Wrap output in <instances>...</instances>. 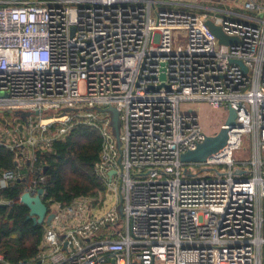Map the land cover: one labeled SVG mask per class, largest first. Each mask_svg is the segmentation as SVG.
<instances>
[{
  "label": "built area",
  "instance_id": "2783aa9c",
  "mask_svg": "<svg viewBox=\"0 0 264 264\" xmlns=\"http://www.w3.org/2000/svg\"><path fill=\"white\" fill-rule=\"evenodd\" d=\"M214 1L225 4L0 0V115L39 112L0 123L16 165L0 190L34 174L24 193L42 189L54 214L37 259L16 264H262L264 0H231L232 9ZM208 21L236 42L220 44ZM204 105L223 114L211 134ZM229 109L226 144L204 162H182L227 128ZM79 126L101 139L94 172L106 191L66 207L44 201L36 152ZM12 129L16 141L4 144ZM106 197L115 205L97 213ZM0 205H10L1 193ZM0 264L11 263L0 254Z\"/></svg>",
  "mask_w": 264,
  "mask_h": 264
},
{
  "label": "trees",
  "instance_id": "16d2710c",
  "mask_svg": "<svg viewBox=\"0 0 264 264\" xmlns=\"http://www.w3.org/2000/svg\"><path fill=\"white\" fill-rule=\"evenodd\" d=\"M5 115H0V123H5L8 117ZM100 150L99 135L88 127L79 126L63 141L53 142L49 152H36L35 165L43 168L42 175L46 177L42 185L44 201L51 200L66 207L78 197L103 196L105 186L94 172ZM15 170L14 152L0 144V177L4 172ZM34 177L29 174L22 180L15 178L0 190L4 200L10 202L8 206L0 205V254L11 264L36 260L43 239L46 225H34L27 220L28 209L19 202Z\"/></svg>",
  "mask_w": 264,
  "mask_h": 264
},
{
  "label": "water",
  "instance_id": "95a60500",
  "mask_svg": "<svg viewBox=\"0 0 264 264\" xmlns=\"http://www.w3.org/2000/svg\"><path fill=\"white\" fill-rule=\"evenodd\" d=\"M208 29L215 36L217 41L223 45H231L236 42L235 38L226 36L222 30L215 26L211 21L206 23ZM241 69L246 72V68L241 62H237ZM161 81L164 80V74L159 76ZM111 117V127L115 138L118 140L120 122L118 118V112L114 108L106 110ZM10 114V112H6ZM39 112L25 113V117L38 116ZM23 121V120H22ZM25 122V121H23ZM235 126V112L232 109L228 110V118L225 122V127L221 128L215 135L206 136L202 143L198 144L195 149L185 152L180 156V160L184 163H201L204 162L209 156L220 150L227 141L228 128ZM114 171L109 172V176H112ZM43 190H38L35 196H30L28 193H23L19 202L28 209L27 220H31L34 225L50 226L51 221L54 219V214L51 213L47 205L40 198Z\"/></svg>",
  "mask_w": 264,
  "mask_h": 264
},
{
  "label": "rangeland",
  "instance_id": "374dc122",
  "mask_svg": "<svg viewBox=\"0 0 264 264\" xmlns=\"http://www.w3.org/2000/svg\"><path fill=\"white\" fill-rule=\"evenodd\" d=\"M25 113L24 111H14V112H10V114H6L5 116H8V118L12 119V120H17L19 119L20 121H27V118L25 117ZM198 113L200 114V123L202 124V126H206L207 129V133H210L211 131L217 130V124L218 122L222 119V115L221 113H216L213 110H211L208 106L204 105L200 107V110H198ZM206 117H209V119H206ZM5 118V121H8ZM22 121V122H23ZM12 126V125H11ZM7 129H10V126L6 127ZM10 134L7 135L8 137H2L3 141L5 142L4 144L7 145H13V143L16 141V135L14 134L13 129L10 130ZM211 134V133H210ZM49 152V151H47ZM246 155L244 154V152H240L239 157H245ZM106 199V203L103 205L102 208L98 209L97 213H105L106 211L109 210V208H112L115 205V201L113 198H105ZM117 209L119 211V206H117Z\"/></svg>",
  "mask_w": 264,
  "mask_h": 264
},
{
  "label": "crops",
  "instance_id": "0c3cea01",
  "mask_svg": "<svg viewBox=\"0 0 264 264\" xmlns=\"http://www.w3.org/2000/svg\"><path fill=\"white\" fill-rule=\"evenodd\" d=\"M219 1H220V0H219ZM216 2H217V1L210 2L209 4L214 5V6L218 7V8H221V9H232L233 6H234V5H233L234 2L231 3V0H224V3H225V4H219V3H216ZM207 4H208V3H207ZM230 4H232V6H231ZM95 200H97V198H96ZM263 255H264V253H263ZM262 264H264V259L262 260Z\"/></svg>",
  "mask_w": 264,
  "mask_h": 264
}]
</instances>
